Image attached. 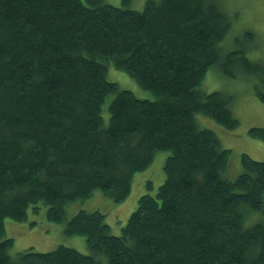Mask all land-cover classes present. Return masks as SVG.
Returning a JSON list of instances; mask_svg holds the SVG:
<instances>
[{
	"label": "trees",
	"instance_id": "trees-1",
	"mask_svg": "<svg viewBox=\"0 0 264 264\" xmlns=\"http://www.w3.org/2000/svg\"><path fill=\"white\" fill-rule=\"evenodd\" d=\"M221 1L148 0L139 11L105 0H0V264H264V220L249 217L264 215V160L244 153L226 177L231 150L196 120L240 125L232 96L202 90L211 68L254 80L264 102V61L241 46L255 34ZM111 64L154 97L109 81ZM249 134L264 139V128ZM159 151L169 152L165 179L119 233L99 210L66 217L68 204L96 190L122 202ZM42 206L88 251L11 256L5 220L26 221Z\"/></svg>",
	"mask_w": 264,
	"mask_h": 264
},
{
	"label": "rangeland",
	"instance_id": "rangeland-1",
	"mask_svg": "<svg viewBox=\"0 0 264 264\" xmlns=\"http://www.w3.org/2000/svg\"><path fill=\"white\" fill-rule=\"evenodd\" d=\"M108 4L123 6L124 0H105ZM148 0H127L124 6L131 9L143 10ZM227 12L237 22L238 28L253 31L256 40H248L241 46L247 50L249 58L255 61H264V0H222ZM234 18V17H233ZM236 27H234L235 29ZM243 34V33H242ZM232 46L231 43L228 44ZM234 49V47H233ZM264 63V62H263ZM107 79L119 84L120 88L133 92L139 98L150 99L154 95L144 90L134 78L114 65L109 66ZM202 90L206 93L220 91L232 96L231 111L240 120L237 129H226L215 120L204 115H196V120L201 128L215 132L223 149L231 150L229 164L225 176L235 178L241 170L242 154L247 153L251 158L264 160V139L259 135H251L249 131L254 127L264 128V102L255 93V81L238 76L237 78L225 77L216 68H211L205 76ZM114 95L107 97L102 107L104 125L109 122V105ZM168 151L156 153L153 163L144 171L135 175L131 192L120 203L113 201L106 193L96 190L90 197L83 201L70 203L66 206V217L70 218L81 209L88 212L96 210L106 214V221L111 226L112 233H119L126 224L130 215L137 208L140 197L147 191H156L165 179L164 165L168 158ZM151 184L152 188H148ZM255 216V222L263 221L262 212L255 211L249 217ZM248 217V218H249ZM250 221H248L249 223ZM65 223L51 221L47 216V208L42 206L38 212L28 211V219L16 222L5 220L6 238L13 239L10 255L16 257L28 249L37 252H48L60 245L73 247L85 253L88 251L86 239L83 236H68L65 234ZM3 238L0 237V240Z\"/></svg>",
	"mask_w": 264,
	"mask_h": 264
}]
</instances>
